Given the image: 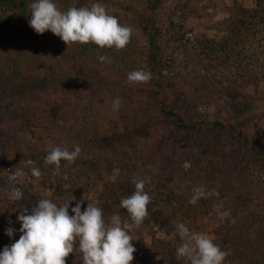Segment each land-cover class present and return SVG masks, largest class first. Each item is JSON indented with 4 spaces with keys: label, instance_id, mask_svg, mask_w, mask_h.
Wrapping results in <instances>:
<instances>
[{
    "label": "trees",
    "instance_id": "trees-1",
    "mask_svg": "<svg viewBox=\"0 0 264 264\" xmlns=\"http://www.w3.org/2000/svg\"><path fill=\"white\" fill-rule=\"evenodd\" d=\"M222 1L230 8L219 40L187 37L190 19L197 18L192 0H54L62 11L101 3L131 26V42L116 50L91 43L67 46L51 31L37 34L28 23L33 0H0V252L21 235L20 211L30 214L42 198L59 204L74 196L70 215L77 201H84L83 211L90 200L106 222L113 214L129 219L120 200L138 179L133 165H123L117 154L135 164L140 157L131 149L108 147L107 134H99L106 127L116 132L125 115L138 119L134 125L147 130L149 144H177L188 151L161 159L159 175L145 181L152 197L149 215L130 235L143 232L149 244L143 248L144 237L131 241L132 264L163 256L159 233L169 235L180 223L198 233L213 223L212 239L228 254L224 264H264V210L257 214L253 184H241L264 182V132L251 138L231 120H209L200 109L213 97H236L242 106L246 91L264 81V0ZM101 55L111 62H100ZM141 69L151 72L150 82L130 84L127 74ZM117 97L121 105L114 111ZM76 145L80 156L62 160L59 171L45 164L50 147L71 151ZM29 159L41 170L39 179L31 176ZM155 164L148 162V168ZM12 166L21 172L15 182L9 180ZM201 186L206 197L189 203ZM17 189L21 200L13 194ZM217 210L230 215L221 222ZM9 227L15 229L12 237L5 234ZM66 264H83L78 241Z\"/></svg>",
    "mask_w": 264,
    "mask_h": 264
},
{
    "label": "clouds",
    "instance_id": "clouds-1",
    "mask_svg": "<svg viewBox=\"0 0 264 264\" xmlns=\"http://www.w3.org/2000/svg\"><path fill=\"white\" fill-rule=\"evenodd\" d=\"M29 7V26L40 35L51 31L67 46L91 43L101 49L122 50L133 36V28L121 24L101 3H93L91 7L73 6L62 11L54 0H33ZM99 60L111 62L104 55L99 56ZM127 79L130 84L148 83L152 74L143 69L134 70L127 74ZM112 103L113 110H118L121 98L117 97ZM80 154L79 145L71 151L67 147H50L44 162L55 165L59 171L62 160L72 162ZM25 164L32 177H41V170L33 166L32 160H26ZM183 167L189 169L191 162L186 161ZM19 175L21 172H14L9 180L15 182ZM110 179L115 182L117 177ZM133 183L135 190L120 200L121 207L128 213V220L113 214L106 222L103 210L90 200L83 211L84 201H77L71 208L74 215H70L69 206L75 200L74 196L59 204L48 198L39 199L30 214L27 208H23L17 217L21 223V235L0 252V264H66V258L74 252L77 241L83 264H132L136 248L131 243L130 233L144 223L149 215L148 205L152 202V197L145 191L144 180L134 179ZM206 195L202 186L196 187L189 203L195 204ZM15 196L21 200L23 193L17 189ZM217 214L221 222L230 215L228 211L219 210ZM176 228L183 241L176 249L178 258H186L190 264H224L227 252L221 250L208 234L192 232L184 223ZM5 234L12 237L15 229L9 227Z\"/></svg>",
    "mask_w": 264,
    "mask_h": 264
},
{
    "label": "rangeland",
    "instance_id": "rangeland-1",
    "mask_svg": "<svg viewBox=\"0 0 264 264\" xmlns=\"http://www.w3.org/2000/svg\"><path fill=\"white\" fill-rule=\"evenodd\" d=\"M229 8V3L222 0H192V9H195L194 13L197 18H194L193 20L190 19L188 27L190 34H188L187 37L191 38L193 36L204 34L206 37H214L220 40L224 34V26L222 22L228 15ZM165 61L168 65H171L170 59ZM246 92L248 98L242 104L243 107L241 106L242 101L239 98L224 97L217 99L213 97L205 101L200 106V109L202 112H205L209 120L225 122L231 120L236 128L243 134L251 138L255 137L257 134L264 132V81L257 90L248 89ZM238 108L240 112L236 114L235 111ZM124 116L125 115H122L121 120L117 122L116 132H113V129H108V127H106V129L102 130L99 134H107L106 145L108 147L111 146L112 148H116V145H118L121 149L124 148V151L131 149L134 155L140 157L141 163L135 164V162H131L130 159L129 161L124 159L120 153L117 154L123 165H133L130 169L135 170V176L137 179H143L144 182L151 181L156 175H159L162 170L160 164L161 159L167 160L170 155L173 158H177L183 154V152L185 155L188 154V151H183V148L177 146V144L163 145L162 147H156L149 144L147 141V130H140L136 127L139 123L138 119L132 121ZM138 157L137 159L139 160ZM150 161L156 163L151 169L148 168V162ZM12 167H14V169L10 168V170H14L13 173L20 172L17 166ZM20 178L21 175H19L17 179L20 180ZM241 184H253L250 190L256 195V211L257 214H263L264 182L261 183V180L257 179L254 183H250L249 179H246L243 180ZM15 192H13L14 196ZM213 225V223H206V227L203 229L202 233H206L212 238L210 232L214 228ZM142 235L143 232L141 233V236L135 235L133 241L144 237L142 242L143 248H147L149 238ZM158 236L164 240L165 252L163 256L153 258L151 264H190V261L186 258L177 257L176 249L181 243H183L179 237L178 231L172 232L169 235L160 232Z\"/></svg>",
    "mask_w": 264,
    "mask_h": 264
}]
</instances>
